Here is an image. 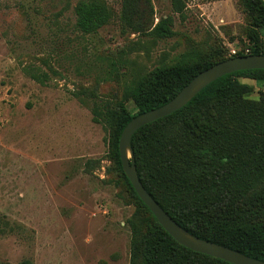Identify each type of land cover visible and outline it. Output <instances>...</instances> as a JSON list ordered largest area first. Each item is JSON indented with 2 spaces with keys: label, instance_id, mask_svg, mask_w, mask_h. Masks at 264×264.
I'll return each mask as SVG.
<instances>
[{
  "label": "rangeland",
  "instance_id": "obj_1",
  "mask_svg": "<svg viewBox=\"0 0 264 264\" xmlns=\"http://www.w3.org/2000/svg\"><path fill=\"white\" fill-rule=\"evenodd\" d=\"M77 1L0 0V264H129V222L145 218L93 103L117 105L126 83L157 66L252 45L240 0H185L182 13L149 0L152 24L171 20L162 39L122 28L125 0H106L113 20L83 34ZM241 81L251 99L264 92L262 80Z\"/></svg>",
  "mask_w": 264,
  "mask_h": 264
},
{
  "label": "trees",
  "instance_id": "obj_2",
  "mask_svg": "<svg viewBox=\"0 0 264 264\" xmlns=\"http://www.w3.org/2000/svg\"><path fill=\"white\" fill-rule=\"evenodd\" d=\"M138 1L125 0L118 13L122 28L157 39L172 35L171 20L160 17L152 24L150 1L142 0L146 5L141 8ZM184 1L170 0L173 11L182 13ZM240 4L249 24L248 53L215 52L189 63L157 66L126 83L117 105L100 101L91 107L93 121L110 133L115 168L145 218L142 228L129 222V264H232L187 249L167 234L123 173L118 141L132 117L169 101L201 70L229 57L264 54L259 45L264 1ZM74 14L75 28L83 34L96 33L116 15L106 0H78ZM241 78L264 81V69L217 78L180 109L139 128L131 146L140 182L176 223L199 238L264 261V92L249 98L253 87Z\"/></svg>",
  "mask_w": 264,
  "mask_h": 264
},
{
  "label": "water",
  "instance_id": "obj_3",
  "mask_svg": "<svg viewBox=\"0 0 264 264\" xmlns=\"http://www.w3.org/2000/svg\"><path fill=\"white\" fill-rule=\"evenodd\" d=\"M248 69H264V54H245L229 57L201 70L169 101L132 117L123 127L118 141L119 159L123 173L139 199L149 209L167 234L187 249L219 258L232 264H264V261L245 255L227 246L199 238L176 223L152 198L140 182L135 166L131 139L139 128L180 109L200 90L217 78L235 71Z\"/></svg>",
  "mask_w": 264,
  "mask_h": 264
},
{
  "label": "built area",
  "instance_id": "obj_4",
  "mask_svg": "<svg viewBox=\"0 0 264 264\" xmlns=\"http://www.w3.org/2000/svg\"><path fill=\"white\" fill-rule=\"evenodd\" d=\"M243 52H244V53H248V49H247V48H244ZM236 53H237L236 50H234V49L231 50V54H232V55H233V54H236Z\"/></svg>",
  "mask_w": 264,
  "mask_h": 264
}]
</instances>
